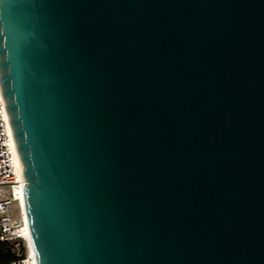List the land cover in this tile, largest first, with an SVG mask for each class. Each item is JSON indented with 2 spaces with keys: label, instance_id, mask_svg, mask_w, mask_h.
<instances>
[{
  "label": "water",
  "instance_id": "1",
  "mask_svg": "<svg viewBox=\"0 0 264 264\" xmlns=\"http://www.w3.org/2000/svg\"><path fill=\"white\" fill-rule=\"evenodd\" d=\"M0 86L37 264H264V0H0Z\"/></svg>",
  "mask_w": 264,
  "mask_h": 264
},
{
  "label": "built area",
  "instance_id": "2",
  "mask_svg": "<svg viewBox=\"0 0 264 264\" xmlns=\"http://www.w3.org/2000/svg\"><path fill=\"white\" fill-rule=\"evenodd\" d=\"M24 182L0 86V241L14 244L17 257L0 264H37L23 202Z\"/></svg>",
  "mask_w": 264,
  "mask_h": 264
},
{
  "label": "trees",
  "instance_id": "3",
  "mask_svg": "<svg viewBox=\"0 0 264 264\" xmlns=\"http://www.w3.org/2000/svg\"><path fill=\"white\" fill-rule=\"evenodd\" d=\"M17 257L14 252V244L8 241H0V260L5 263Z\"/></svg>",
  "mask_w": 264,
  "mask_h": 264
},
{
  "label": "bare ground",
  "instance_id": "4",
  "mask_svg": "<svg viewBox=\"0 0 264 264\" xmlns=\"http://www.w3.org/2000/svg\"><path fill=\"white\" fill-rule=\"evenodd\" d=\"M19 167L22 169V166H21V162H20V160H19Z\"/></svg>",
  "mask_w": 264,
  "mask_h": 264
}]
</instances>
